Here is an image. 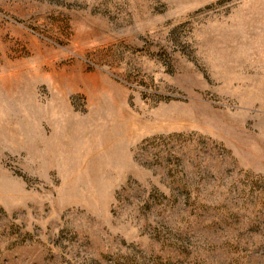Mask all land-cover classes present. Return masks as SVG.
Listing matches in <instances>:
<instances>
[{
  "label": "rangeland",
  "instance_id": "374dc122",
  "mask_svg": "<svg viewBox=\"0 0 264 264\" xmlns=\"http://www.w3.org/2000/svg\"><path fill=\"white\" fill-rule=\"evenodd\" d=\"M0 264H264V0H0Z\"/></svg>",
  "mask_w": 264,
  "mask_h": 264
}]
</instances>
